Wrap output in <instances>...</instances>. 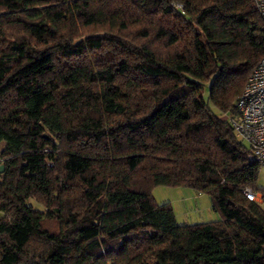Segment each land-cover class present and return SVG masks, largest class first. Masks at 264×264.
<instances>
[{"label":"trees","instance_id":"trees-1","mask_svg":"<svg viewBox=\"0 0 264 264\" xmlns=\"http://www.w3.org/2000/svg\"><path fill=\"white\" fill-rule=\"evenodd\" d=\"M262 58L252 0H0V264H264L226 118ZM159 185L220 219L178 224Z\"/></svg>","mask_w":264,"mask_h":264},{"label":"built area","instance_id":"built-area-1","mask_svg":"<svg viewBox=\"0 0 264 264\" xmlns=\"http://www.w3.org/2000/svg\"><path fill=\"white\" fill-rule=\"evenodd\" d=\"M260 18L264 21V0H252ZM235 116H226L236 135L248 147L247 157L264 164V58L249 74L236 100ZM248 200L260 201L257 193L245 190Z\"/></svg>","mask_w":264,"mask_h":264},{"label":"rangeland","instance_id":"rangeland-1","mask_svg":"<svg viewBox=\"0 0 264 264\" xmlns=\"http://www.w3.org/2000/svg\"><path fill=\"white\" fill-rule=\"evenodd\" d=\"M206 96L207 91L204 93L205 98ZM1 147L2 144H0ZM256 185L258 188L264 189V164H261L258 169ZM150 191L155 203L168 202L171 204L178 224H193L220 219V214L212 209L211 200L205 193H198L184 186L173 187L162 185L153 186ZM257 197H260V194L257 193ZM47 224L51 229L56 228L53 222Z\"/></svg>","mask_w":264,"mask_h":264},{"label":"water","instance_id":"water-1","mask_svg":"<svg viewBox=\"0 0 264 264\" xmlns=\"http://www.w3.org/2000/svg\"><path fill=\"white\" fill-rule=\"evenodd\" d=\"M3 171V166L2 165H0V172H2Z\"/></svg>","mask_w":264,"mask_h":264}]
</instances>
